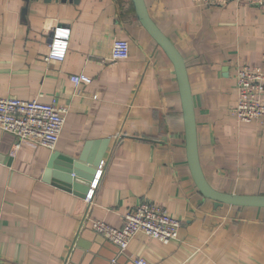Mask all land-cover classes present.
<instances>
[{
  "label": "crops",
  "instance_id": "0c3cea01",
  "mask_svg": "<svg viewBox=\"0 0 264 264\" xmlns=\"http://www.w3.org/2000/svg\"><path fill=\"white\" fill-rule=\"evenodd\" d=\"M145 2L185 59L207 180L223 192L264 195V119L232 115L239 66L264 67V6ZM58 26L70 29L63 60L49 58ZM116 39L130 42V55L112 62ZM82 72L92 80L76 87L71 76ZM0 97L69 107L54 149L17 148L0 128V264H264V208L217 206L195 183L174 64L133 0H0ZM101 152L91 217L121 227L151 200L181 221L178 239L139 233L120 253L83 225L89 203L47 180V169L54 154L89 164Z\"/></svg>",
  "mask_w": 264,
  "mask_h": 264
},
{
  "label": "built area",
  "instance_id": "2783aa9c",
  "mask_svg": "<svg viewBox=\"0 0 264 264\" xmlns=\"http://www.w3.org/2000/svg\"><path fill=\"white\" fill-rule=\"evenodd\" d=\"M246 1L253 6H264V0H192L198 7H225L232 2ZM70 29L58 26L53 31L52 50L49 58L63 60L69 44ZM130 55V42L116 39L113 43L110 60L117 62ZM264 60V56H263ZM76 87L87 83L92 78L86 73L71 76ZM238 91L237 104L232 110L233 117L239 122H252L264 119V67L261 65L242 64L236 75ZM69 107L58 103L42 102L38 99L24 100L16 97H0V128L14 134L15 146L23 144L44 146L54 149L61 137ZM105 162L101 161L98 173L90 192L85 198L89 203L83 225L91 222L92 229L114 242L120 253H125L137 234L143 233L163 243H170L179 238L181 221L170 215L166 207L151 200H144L140 205L124 215L121 227H115L104 220L91 217V203L94 187L102 174ZM113 259L112 262H115ZM135 264H148L143 257H136Z\"/></svg>",
  "mask_w": 264,
  "mask_h": 264
},
{
  "label": "water",
  "instance_id": "95a60500",
  "mask_svg": "<svg viewBox=\"0 0 264 264\" xmlns=\"http://www.w3.org/2000/svg\"><path fill=\"white\" fill-rule=\"evenodd\" d=\"M77 1L75 0V2ZM133 2L139 21L174 64L182 98L188 162L197 187L204 197L213 200L217 206L229 204L264 208V195L262 194L245 195L223 192L214 188L207 180L200 163L196 112L185 59L177 46L152 19L145 0H133ZM101 155L103 156V152L100 153V157L87 164L85 156L79 159L72 157L58 159L59 155L54 154L47 169V180L52 175L51 182L53 184L86 198L96 179L103 158Z\"/></svg>",
  "mask_w": 264,
  "mask_h": 264
}]
</instances>
